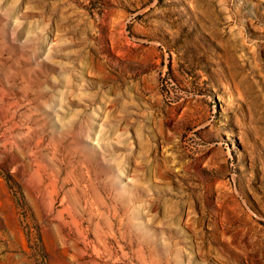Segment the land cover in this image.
<instances>
[{"label": "rangeland", "instance_id": "obj_1", "mask_svg": "<svg viewBox=\"0 0 264 264\" xmlns=\"http://www.w3.org/2000/svg\"><path fill=\"white\" fill-rule=\"evenodd\" d=\"M0 264H264V0H0Z\"/></svg>", "mask_w": 264, "mask_h": 264}]
</instances>
